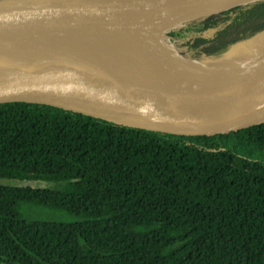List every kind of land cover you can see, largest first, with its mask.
I'll list each match as a JSON object with an SVG mask.
<instances>
[{
  "label": "trees",
  "instance_id": "trees-1",
  "mask_svg": "<svg viewBox=\"0 0 264 264\" xmlns=\"http://www.w3.org/2000/svg\"><path fill=\"white\" fill-rule=\"evenodd\" d=\"M263 31L260 5L185 35L218 55ZM0 179V264H264V124L186 135L4 103Z\"/></svg>",
  "mask_w": 264,
  "mask_h": 264
},
{
  "label": "water",
  "instance_id": "water-1",
  "mask_svg": "<svg viewBox=\"0 0 264 264\" xmlns=\"http://www.w3.org/2000/svg\"><path fill=\"white\" fill-rule=\"evenodd\" d=\"M219 1L0 0V104H47L119 124L186 135L230 134L263 125L264 59L188 73L131 68L114 53L100 50L94 44L98 36H75L57 23L86 6L119 8L135 13L137 20L155 23ZM260 5L264 0H229L224 13L185 31ZM223 27L211 29L209 35ZM154 33L150 29L145 37ZM127 43L138 41L133 36ZM184 45L213 58L226 56L236 46L209 55ZM257 51L264 53V47ZM73 100L103 101L120 109L154 113L177 127L122 122L68 106ZM4 181L0 179V184Z\"/></svg>",
  "mask_w": 264,
  "mask_h": 264
},
{
  "label": "bare ground",
  "instance_id": "bare-ground-1",
  "mask_svg": "<svg viewBox=\"0 0 264 264\" xmlns=\"http://www.w3.org/2000/svg\"><path fill=\"white\" fill-rule=\"evenodd\" d=\"M228 3L229 0H222L155 23L140 22V20L136 19L135 13L126 12L119 8L86 6L69 12L59 19L57 23L75 36H82L83 34L87 37L98 36L94 44L100 50L114 53L123 64L131 68L188 73L219 70L263 60L264 53H259L257 49L264 47V32L239 43L230 53L221 58L197 56L193 52L190 54L174 52L157 59L160 52L175 48L167 38L168 36L160 34L161 31L200 23L212 15L225 12ZM119 25L124 29L132 27L137 30L134 37L138 41L139 47L135 51H126L124 47L127 42L121 36H115L117 33L115 28L119 27ZM150 29H154L155 33L147 38L145 33ZM105 34L114 35V38L111 41H107ZM68 106L94 114L113 117L126 123L165 128L177 127L169 123L161 115L132 109H120L103 101L73 100L68 103Z\"/></svg>",
  "mask_w": 264,
  "mask_h": 264
},
{
  "label": "rangeland",
  "instance_id": "rangeland-1",
  "mask_svg": "<svg viewBox=\"0 0 264 264\" xmlns=\"http://www.w3.org/2000/svg\"><path fill=\"white\" fill-rule=\"evenodd\" d=\"M141 22V21H140ZM196 24L198 23H193L190 24L186 27H182V28H177V29H170V30H163L160 32V34L166 35V37L171 41V43L175 46L174 49H169L163 52H160V54L158 55L157 59L163 58L164 56L169 55L170 53H174V52H180L183 54H190L193 52V54L197 55V56H202L194 51H192L191 49H189L187 46L184 45V43L186 44V41L189 40V37L187 35H185V30L193 28ZM115 30L117 31V33L115 34V36H121L122 39L126 42H128V40H131L133 36H135L134 34L137 32V30L135 28L130 27L129 29H124L121 27V25H119V27L115 28ZM184 30V32H180L178 34V31ZM160 35V36H161ZM104 36V35H102ZM106 36V40H112L114 37V35H108L105 34ZM211 36V35H210ZM162 40V38H161ZM139 47V43L134 44V45H128V43H126L125 45V50L126 51H130L133 52L135 51V49ZM29 207V206H28ZM30 210H32V216L40 218V219H55V220H65V221H71L73 220V217L69 216V215H65V214H61V213H52L49 211H44L42 209L39 208H33V207H29Z\"/></svg>",
  "mask_w": 264,
  "mask_h": 264
}]
</instances>
